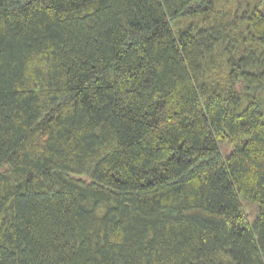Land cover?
Listing matches in <instances>:
<instances>
[{"label": "trees", "instance_id": "16d2710c", "mask_svg": "<svg viewBox=\"0 0 264 264\" xmlns=\"http://www.w3.org/2000/svg\"><path fill=\"white\" fill-rule=\"evenodd\" d=\"M0 264H264V0H0Z\"/></svg>", "mask_w": 264, "mask_h": 264}, {"label": "rangeland", "instance_id": "374dc122", "mask_svg": "<svg viewBox=\"0 0 264 264\" xmlns=\"http://www.w3.org/2000/svg\"><path fill=\"white\" fill-rule=\"evenodd\" d=\"M220 147H221V151H222L223 154H226L230 150L229 146L226 145V144H221ZM245 208L247 210H249L250 214H253L254 213V209L255 208H254L253 205L246 203L245 204ZM253 217H254V215H249L250 220H252Z\"/></svg>", "mask_w": 264, "mask_h": 264}]
</instances>
